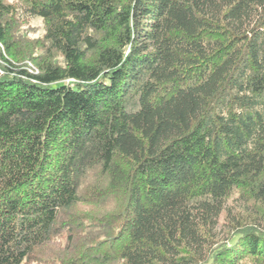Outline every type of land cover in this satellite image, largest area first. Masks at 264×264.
<instances>
[{
    "label": "trees",
    "instance_id": "16d2710c",
    "mask_svg": "<svg viewBox=\"0 0 264 264\" xmlns=\"http://www.w3.org/2000/svg\"><path fill=\"white\" fill-rule=\"evenodd\" d=\"M0 264H264V0H0Z\"/></svg>",
    "mask_w": 264,
    "mask_h": 264
},
{
    "label": "rangeland",
    "instance_id": "374dc122",
    "mask_svg": "<svg viewBox=\"0 0 264 264\" xmlns=\"http://www.w3.org/2000/svg\"><path fill=\"white\" fill-rule=\"evenodd\" d=\"M22 31L32 38L39 37L44 31L43 23L40 18L35 17L29 22V26L24 27Z\"/></svg>",
    "mask_w": 264,
    "mask_h": 264
}]
</instances>
